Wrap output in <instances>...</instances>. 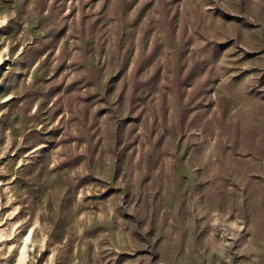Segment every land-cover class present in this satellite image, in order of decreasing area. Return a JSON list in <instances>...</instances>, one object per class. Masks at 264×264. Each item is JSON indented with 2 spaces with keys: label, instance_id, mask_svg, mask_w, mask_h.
Masks as SVG:
<instances>
[{
  "label": "rangeland",
  "instance_id": "374dc122",
  "mask_svg": "<svg viewBox=\"0 0 264 264\" xmlns=\"http://www.w3.org/2000/svg\"><path fill=\"white\" fill-rule=\"evenodd\" d=\"M0 264H264V0H0Z\"/></svg>",
  "mask_w": 264,
  "mask_h": 264
}]
</instances>
